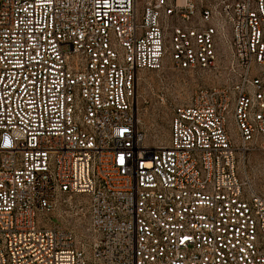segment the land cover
<instances>
[{"label": "built area", "instance_id": "2783aa9c", "mask_svg": "<svg viewBox=\"0 0 264 264\" xmlns=\"http://www.w3.org/2000/svg\"><path fill=\"white\" fill-rule=\"evenodd\" d=\"M167 62L210 85L152 146L137 76ZM259 144L264 0H0V264H264Z\"/></svg>", "mask_w": 264, "mask_h": 264}, {"label": "rangeland", "instance_id": "374dc122", "mask_svg": "<svg viewBox=\"0 0 264 264\" xmlns=\"http://www.w3.org/2000/svg\"><path fill=\"white\" fill-rule=\"evenodd\" d=\"M201 75L175 70L167 62L160 72H141L137 76L135 111L139 129L152 146H165L169 140L172 111L176 105H188L195 92L209 86ZM243 178L264 195V146L250 149L241 160ZM60 224L77 235L78 241L90 243L89 217L82 198H64L59 202Z\"/></svg>", "mask_w": 264, "mask_h": 264}]
</instances>
